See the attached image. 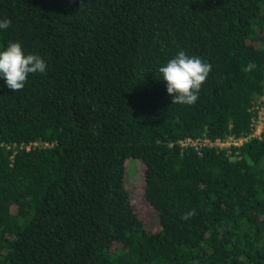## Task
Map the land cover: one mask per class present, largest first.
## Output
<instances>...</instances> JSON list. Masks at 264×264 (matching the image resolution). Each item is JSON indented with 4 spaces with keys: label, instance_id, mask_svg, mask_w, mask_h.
Returning a JSON list of instances; mask_svg holds the SVG:
<instances>
[{
    "label": "trees",
    "instance_id": "1",
    "mask_svg": "<svg viewBox=\"0 0 264 264\" xmlns=\"http://www.w3.org/2000/svg\"><path fill=\"white\" fill-rule=\"evenodd\" d=\"M4 19L0 50L19 42L47 69L18 92L0 78V264H264V0H0ZM179 51L212 66L190 106L158 72ZM229 134L248 138L180 145Z\"/></svg>",
    "mask_w": 264,
    "mask_h": 264
},
{
    "label": "clouds",
    "instance_id": "2",
    "mask_svg": "<svg viewBox=\"0 0 264 264\" xmlns=\"http://www.w3.org/2000/svg\"><path fill=\"white\" fill-rule=\"evenodd\" d=\"M11 23L10 19L0 20V29L9 28ZM255 68L256 65L249 62L243 71L247 73ZM46 69V62L38 55L25 54L19 42H10L0 50V78L12 92L21 91L30 74H45ZM211 71L210 63L197 56H189L185 51H179L158 69L167 93L173 97L172 104L189 106L198 100L201 87ZM194 214V211L189 212L182 218L188 219Z\"/></svg>",
    "mask_w": 264,
    "mask_h": 264
},
{
    "label": "rangeland",
    "instance_id": "3",
    "mask_svg": "<svg viewBox=\"0 0 264 264\" xmlns=\"http://www.w3.org/2000/svg\"><path fill=\"white\" fill-rule=\"evenodd\" d=\"M125 185L132 205L146 229L157 227L156 210L149 204L144 195V165L140 159L129 157L125 160Z\"/></svg>",
    "mask_w": 264,
    "mask_h": 264
},
{
    "label": "built area",
    "instance_id": "4",
    "mask_svg": "<svg viewBox=\"0 0 264 264\" xmlns=\"http://www.w3.org/2000/svg\"><path fill=\"white\" fill-rule=\"evenodd\" d=\"M261 102L257 103L253 108L255 114L253 116V131L251 136H260L264 130V97L261 98ZM252 108V109H253ZM246 136H235L229 134L225 137L209 138L207 136L202 137H186L180 140V145L183 147H193L197 151H200L203 147L225 149L227 152H231L233 147L241 145L247 140Z\"/></svg>",
    "mask_w": 264,
    "mask_h": 264
}]
</instances>
